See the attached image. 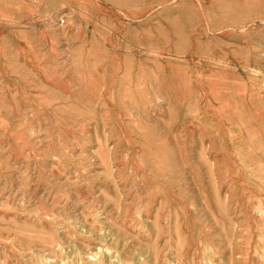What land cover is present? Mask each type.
<instances>
[{"label": "rangeland", "instance_id": "374dc122", "mask_svg": "<svg viewBox=\"0 0 264 264\" xmlns=\"http://www.w3.org/2000/svg\"><path fill=\"white\" fill-rule=\"evenodd\" d=\"M0 264H264V0H0Z\"/></svg>", "mask_w": 264, "mask_h": 264}]
</instances>
